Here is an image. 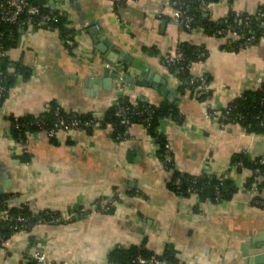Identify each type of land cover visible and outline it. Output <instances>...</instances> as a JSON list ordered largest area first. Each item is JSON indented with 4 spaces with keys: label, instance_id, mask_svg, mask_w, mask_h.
<instances>
[{
    "label": "crops",
    "instance_id": "crops-1",
    "mask_svg": "<svg viewBox=\"0 0 264 264\" xmlns=\"http://www.w3.org/2000/svg\"><path fill=\"white\" fill-rule=\"evenodd\" d=\"M63 1L60 12L75 33L73 46L57 31H36L9 51L31 76L19 80L0 103V189L12 195L10 209L25 205L35 215L50 211L66 220L75 217L13 235L0 252V264H23L31 240L53 264H109L115 248L142 246L157 257L171 246L179 264H250L242 245L264 236V207L255 205L258 196L246 187L253 172L232 169V159L240 153L250 159L263 156L264 135L234 125L221 129L205 120L207 104L181 92L179 78L163 59L183 43L205 48L206 60L193 64L190 75L208 76L210 103L223 108L264 84V39L251 49L223 50L234 41L183 30L175 21L178 9L172 0H134L121 8L117 0ZM260 7L264 0H217L211 19L225 20L231 12L253 16ZM92 21L100 37L130 57L124 70L98 52L87 30ZM106 64L136 79L147 71L151 80L159 76L167 83V96L152 86L128 83L126 91L132 101H175L181 122L163 120L159 131L172 146L177 168L188 176L206 173L233 181L237 191L230 200L200 202L169 190L170 173L157 158L155 140L140 124L129 128L125 141H115L110 127L60 131L58 144L39 133L29 141V163L12 156L10 117L37 115L51 102L69 114L102 117L111 109L116 80L110 91L103 84H87L88 79L110 77ZM255 187L264 198V189ZM261 253L264 245L250 250V255Z\"/></svg>",
    "mask_w": 264,
    "mask_h": 264
},
{
    "label": "trees",
    "instance_id": "trees-1",
    "mask_svg": "<svg viewBox=\"0 0 264 264\" xmlns=\"http://www.w3.org/2000/svg\"><path fill=\"white\" fill-rule=\"evenodd\" d=\"M6 0H0V5ZM202 0H172L175 7L184 12L186 15L195 18V27H201L205 34L209 37L219 38L222 34L228 32L231 28L237 27V18L241 17L246 21L248 19L251 24L248 28L239 27L235 29L240 35L244 36L241 41L232 42L223 47V50L229 52L240 51L243 42L250 36L255 35L259 42L264 39L262 31L259 29L261 22L260 14H264V7H260L256 15L240 14L231 12L225 20L214 21L210 16L205 18L201 12ZM29 4L34 7H39L43 14H48V9L45 8L47 0H28ZM57 18L56 22L51 25L57 29L61 38L66 42L74 41V31L68 28V20L62 12L54 14ZM40 17H34L35 23L38 22ZM27 20V15L23 14L16 23H2L0 25V34L2 36V47L5 51H10L15 48L19 42L21 30L25 27L22 25ZM183 53V60L176 66L169 68L171 73L175 74L181 83L180 90L183 93L185 90L189 91L192 95L193 88L190 87L189 82L195 77L190 75L188 65L198 61H205L208 53L203 47H196L187 43L179 45ZM205 57H202V55ZM14 65V71L9 70L10 65ZM180 68H184L182 72H178ZM0 69L3 71L4 79L1 82L4 91L0 100H4L8 92L17 84L19 80H28L31 76L30 70L20 62H10L7 59H0ZM17 74L19 77L15 76ZM209 83L211 82L208 76H203ZM197 85V84H194ZM212 97V92L206 97L202 96L199 101L205 102L206 99ZM119 110H124L125 116L132 122V124H140L148 130L149 134L155 140L157 145V158L161 161L165 169L170 173V180L167 185L168 189L174 192L181 198H189L191 195H196L200 202L210 201L213 203H219L230 200L237 191L236 185L229 179H220L216 176L209 174H202L201 176H188L180 172L175 163L169 164L166 162L165 145L167 139L162 134H159L158 130L163 120L172 119L177 122H181V115L175 101H165L161 104H148L146 102H140L136 107L132 106L129 102V98L121 99L116 106H112L102 117H96L93 113L88 114H76L66 113L55 102H51L46 106V112L42 115H27L24 117H10V137L15 141H26L27 134H32L40 131H49L55 129V124L59 117L64 118L67 122L71 123L77 121L79 123H85L92 121L94 123L101 124V128L106 129L110 127L113 129L112 138L115 141H119L120 138L126 137L127 128L121 124V119L116 116ZM225 120L222 123L238 124L242 127L246 133L253 135H264V84L255 90H246L241 96L237 97L228 104V108L223 110ZM41 124L40 126L38 125ZM82 129V127H79ZM92 132L93 128L86 130ZM52 144H58L55 139H51ZM20 163L26 164L31 160V156L28 153L21 154L16 157ZM264 155L256 159H250L246 153H240L233 157L232 166L241 164V167H237L235 170L241 171L243 169H249L252 172L260 169L264 171ZM257 186L264 189V180L258 181L256 177H253L246 184L247 188ZM213 189L214 193L211 196L210 190ZM12 195L1 194L0 195V209H8L6 202L10 201ZM20 206L23 210H20ZM18 208L10 209L12 216H18L23 214L28 220L29 225L25 232L31 230L32 227L40 224H51V216H60L59 213H52L50 211H44L38 215L30 212L27 206L20 205ZM10 228L6 223L0 225V237L6 242L15 234H18ZM39 244V243H37ZM35 241L29 242V248H33L37 245ZM2 246V245H1ZM0 246V247H1ZM175 252L171 246H167L166 251L162 257H157L151 254L145 247H131L129 249L115 248L108 256L109 264H132V262L138 257L143 258H160L167 260L174 264H179L174 258ZM27 264H34L29 262Z\"/></svg>",
    "mask_w": 264,
    "mask_h": 264
},
{
    "label": "built area",
    "instance_id": "built-area-1",
    "mask_svg": "<svg viewBox=\"0 0 264 264\" xmlns=\"http://www.w3.org/2000/svg\"><path fill=\"white\" fill-rule=\"evenodd\" d=\"M131 1H134V0H120L118 2L119 7L121 8ZM63 4H64L63 0H48L46 5H45V8L48 9L49 13L43 14L39 7L31 6L29 4L28 0H6L5 2H3V4L0 5V25L2 23H16V22H18V20L20 19V17L23 14H26L27 20L22 23V25H24L25 27L21 30L19 42H18V44H19V43H22V41H24V40L27 41L28 35L36 32V31H48V32L57 31V29L54 28L51 25V23L56 22L57 18L54 16V14L58 13L59 11H61V9H63ZM216 4H217V0H202L201 1V12L203 13V15L204 16L208 15L211 17L212 11H213ZM240 14H247V13H239L237 15L239 16ZM64 16L66 17L65 14H64ZM34 17H40L38 22L35 23ZM260 18H261V22L259 25V29L262 31V35L264 37V14H260ZM67 20L69 21L68 18H67ZM175 21L183 30L191 33L193 36H197V37L207 36L201 27H195L194 26V24L196 23L194 17L186 15L184 12H182L180 10H178V12L175 15ZM236 23H237V25H236L237 27L231 28L228 32H226L224 34L221 33L220 34L221 36L219 37V39H223V38L224 39H231L234 42L241 41L244 38V36L240 35L238 32H235V29L239 28V27L248 28L250 26L251 22L248 19H246V21H245L241 17H238ZM1 41H2V36L0 34V59H7L8 61H10L12 63L13 59L10 57L9 51H5L3 49ZM73 43H74V41L68 42V44L70 46H73ZM258 44H259V40L257 41L256 36L253 35V36L248 37L243 42L240 50L251 49V48H254L255 46H257ZM19 45L22 46V44H19ZM202 57H205V55L203 54ZM182 60H183V53H182L181 49L179 47H177V49H175V51L172 55L164 57L163 64L169 69L173 66L178 65ZM203 62L204 61L201 60V61H198L195 63H203ZM195 63L189 64L187 67L188 70H190L192 65ZM13 66L14 65L11 64L9 67V70L11 72L14 71ZM106 68L109 71H112L114 67L110 64H106ZM183 70H184V68H180L177 71L182 72ZM3 74H4L3 71L0 69V99L2 98V96H3L2 94L4 91V88L1 84V82L4 79ZM15 76L17 78L19 77L17 74H15ZM194 84H197V85H194ZM189 85H190V87L193 88L192 97L196 101H199V99L202 96L207 97L212 92L210 83L203 76L195 77V79L193 78L189 82ZM261 86L262 85H259V87H254L251 90L255 91V90L259 89ZM126 87H127V82L125 80V73L123 71H119L118 77L115 81V89H116L117 96H116V100H115V103L113 104V106L118 105V103L121 99H125L128 97ZM210 101H211V98H208L204 102L207 104V110H206L205 115H204L205 120L212 122L213 124H215L216 126H218L221 129H224V128L232 126V125L239 126L238 124L222 123V121L225 120L223 110L227 109L228 105L223 107V108L222 107L220 108L216 105H211ZM129 102L134 107H136L138 105V103H140V102H146V103L150 104L147 100H139L138 99L136 101H132V100H130V98H129ZM45 112H46V107L41 113H39L37 115H42ZM124 112H125L124 110H119L116 113V116L121 119V124L127 128V132H128L129 128L133 124L125 116ZM38 125L40 126L41 124L38 123ZM79 127H82V129ZM90 128H93V129L101 128V124L94 123L92 121H88V122H85L82 124L77 122V121L69 123L64 118L59 117L57 123L55 124V129H53V130L40 131V132H36V133H32V134H27V136H26L27 140L26 141L12 140L13 148L11 150V154L15 158L21 154L27 153V150L29 147V141L31 139H34L35 137H37V135L39 133H45L47 135V137L51 140V139H55L57 136V133L60 131H86ZM111 132L113 134V129ZM158 132H159V134L162 135V133L159 130H158ZM124 139L126 140V138H123V139L120 138L119 141H125ZM165 152H166V158H165L166 162L169 164L175 163L174 156H173V149H172V146L170 145V143L168 141L165 145ZM262 164H264V161H262ZM241 166H242L241 164H237L232 169H236L237 167H241ZM253 175L256 177V179H258V181L264 180V171H262L260 169L253 171ZM220 179H224V178H220ZM251 192L256 195V198L258 196V198L254 201L255 205L258 207H264V198L260 197L258 188L253 186L251 188ZM191 196L198 198L196 195H191ZM6 204H7L8 209H2V208L0 209V225L6 223L10 226L11 229L18 231L19 233L25 232V229L30 227L29 220L23 214H20L18 216H12L10 214V210H9V201L6 202ZM110 204H112V202H110ZM23 206H25V205H23ZM19 208H20V210L21 209L23 210L22 206H20ZM73 216L75 217V215H73ZM74 217H72V218H74ZM72 218L69 220H66V218L63 217L62 215L61 216H51V224L65 222V221H72ZM5 243H6V241L0 237V246L2 245L0 247V252H2V251L4 252ZM29 262H32L34 264H53L46 257L44 251L40 248L39 244H37L36 246L31 248L26 253V256L23 259V264H27ZM63 264H69V263L65 262ZM132 264H174V263H171L167 260L160 259V258L138 257L137 259H135L132 262Z\"/></svg>",
    "mask_w": 264,
    "mask_h": 264
},
{
    "label": "water",
    "instance_id": "water-1",
    "mask_svg": "<svg viewBox=\"0 0 264 264\" xmlns=\"http://www.w3.org/2000/svg\"><path fill=\"white\" fill-rule=\"evenodd\" d=\"M120 1V0H117ZM208 18V15L204 16ZM164 25V23H163ZM88 33L92 36L93 41L97 47L98 52L103 55L110 63L121 67L123 70L125 69L126 64L130 63V57L125 53L116 49L105 37L99 36V29L97 25L92 21L91 24L87 27ZM110 77L108 79H96L95 81L88 79V86H93L96 84H103L104 88L107 91H110L113 86L114 80L117 79L119 71L113 69ZM125 80L130 85H135L140 88H148L153 87L157 89L162 95L167 96L169 93V89L167 88V83L161 79V77L156 76L153 80H151L149 73L147 71H143L140 76L136 79L131 76H127L125 74ZM2 103V100H0ZM96 117H101L100 114L95 115ZM4 188V187H3ZM213 189L210 190L211 196L213 195ZM3 194V190L0 189V195ZM264 236L260 234L258 237H255L251 240V242H246L242 245V252L244 257L249 259L250 264H264V253L259 255H250V250L261 249L264 245Z\"/></svg>",
    "mask_w": 264,
    "mask_h": 264
}]
</instances>
